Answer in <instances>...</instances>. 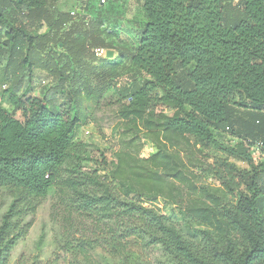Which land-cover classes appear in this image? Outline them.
Returning <instances> with one entry per match:
<instances>
[{
	"label": "trees",
	"instance_id": "obj_1",
	"mask_svg": "<svg viewBox=\"0 0 264 264\" xmlns=\"http://www.w3.org/2000/svg\"><path fill=\"white\" fill-rule=\"evenodd\" d=\"M61 1L0 0V99L14 110L0 104V264L52 190L49 264H139L156 247L164 264H264V0H138L133 47L88 0ZM37 71L51 79L39 96ZM111 92L133 138L94 159L77 134ZM141 138L157 147L149 158L133 149ZM143 199L175 207L193 238Z\"/></svg>",
	"mask_w": 264,
	"mask_h": 264
},
{
	"label": "rangeland",
	"instance_id": "obj_2",
	"mask_svg": "<svg viewBox=\"0 0 264 264\" xmlns=\"http://www.w3.org/2000/svg\"><path fill=\"white\" fill-rule=\"evenodd\" d=\"M99 1L100 0H88L89 5L87 11L94 16L100 14L106 21L105 28L116 31L117 37L115 40L117 45L121 47L126 43H129V47L137 45L136 33H134V31H136L135 29H139V27L143 26L146 22L139 1L107 0V4L102 8H99ZM80 2L77 3V0H69L68 7L74 10L80 7ZM38 77L39 76H37V78ZM126 82L129 83V85H133L124 77L123 83ZM138 82H140V80ZM35 83L36 85L33 86L35 91L33 93L39 96L41 85L38 84V81H35ZM155 92L157 91H154V93ZM126 102L129 101L127 100L125 103ZM0 104L8 108L11 112H14V110L4 104L1 99ZM121 106V98L117 94H114V92L108 94L99 106L94 107L91 104L88 105L87 119L79 128L77 140L89 145L90 154L94 159L98 158V151H103L107 155L109 161H113L115 159V153L125 147L127 143L131 142L134 133L129 132L128 123L119 118ZM164 112L168 115L173 114V111L170 109H165ZM14 114L17 118L21 119V113L18 112ZM228 141L231 145L237 143V141L232 139ZM133 149L140 150L139 156L142 158H149L157 152L155 144L146 138L138 139L136 147ZM212 153L221 156L214 151H212ZM252 154L257 162L263 160L260 150L254 148L252 149ZM231 162L235 163L241 169L248 168L242 161L232 159ZM93 163L94 162L87 161L84 165L93 166ZM206 179L210 183H215L210 177H206ZM56 195L55 190H52L49 196L43 201L36 215L33 217L32 228L11 253L6 264H32L37 257H39V259L36 260V264H49L55 260V254L57 253L56 234L59 228L53 217V205L57 200ZM143 202L146 207H156L161 214L168 216L187 238H193V231L179 222L180 215L175 207L162 199L156 201L143 199ZM5 210L6 209H4L3 212ZM30 219L31 218H29L28 221H30ZM165 261L166 257L162 249L156 247L143 251L138 262L139 264H164Z\"/></svg>",
	"mask_w": 264,
	"mask_h": 264
},
{
	"label": "crops",
	"instance_id": "obj_3",
	"mask_svg": "<svg viewBox=\"0 0 264 264\" xmlns=\"http://www.w3.org/2000/svg\"><path fill=\"white\" fill-rule=\"evenodd\" d=\"M68 3H69V0H63L59 3L58 8L62 11H70L71 7H68ZM35 73L37 74V76L42 78V79H39V77H38V78L34 79V81L37 80L39 82L38 84L41 85V88L48 87L51 84V79L48 77V75L46 73L40 72V71L39 72L37 71ZM28 85H29V83H26V86H28ZM34 85H36L35 82H33L32 86H34ZM33 95L37 96L36 94H33ZM40 95H41V93H40Z\"/></svg>",
	"mask_w": 264,
	"mask_h": 264
},
{
	"label": "built area",
	"instance_id": "obj_4",
	"mask_svg": "<svg viewBox=\"0 0 264 264\" xmlns=\"http://www.w3.org/2000/svg\"><path fill=\"white\" fill-rule=\"evenodd\" d=\"M107 4V0H100V5L101 6H105ZM72 15H75V12H72ZM94 53L96 55V57L98 58H104L106 56H108V50L105 48H96L94 49ZM260 146H262L261 144H259V146L256 147V149L260 148Z\"/></svg>",
	"mask_w": 264,
	"mask_h": 264
},
{
	"label": "water",
	"instance_id": "obj_5",
	"mask_svg": "<svg viewBox=\"0 0 264 264\" xmlns=\"http://www.w3.org/2000/svg\"><path fill=\"white\" fill-rule=\"evenodd\" d=\"M112 56H113V53L110 52V53L108 54V57L111 58Z\"/></svg>",
	"mask_w": 264,
	"mask_h": 264
}]
</instances>
